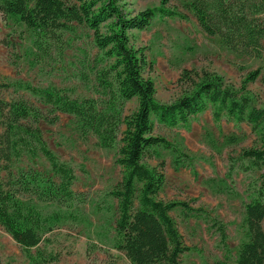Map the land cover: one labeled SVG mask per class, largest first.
Returning <instances> with one entry per match:
<instances>
[{
  "label": "trees",
  "instance_id": "1",
  "mask_svg": "<svg viewBox=\"0 0 264 264\" xmlns=\"http://www.w3.org/2000/svg\"><path fill=\"white\" fill-rule=\"evenodd\" d=\"M166 3L163 0L158 7L126 12L120 0H0L3 20L23 23L31 33L35 64L54 55L63 56L65 32L72 23L93 31L101 60L106 62L97 73L102 100L76 97L54 85L0 80V225L31 264H49L58 259L46 247L45 234L64 219H78L79 207L86 201L73 189L78 178L75 167L49 147L38 125L42 120L56 123L59 112L74 115L80 132L94 134L99 146L117 149L116 162L124 168V175L108 193L118 200L113 245L124 251L132 264H183L182 255L192 248L184 243L171 215L177 208L186 219H203L219 236L225 259L205 264H227L233 253L227 224L202 206L157 199L166 180L164 163L160 162L158 169L144 161L156 156L155 148L161 146L174 154L176 166L195 170L193 157L155 134V124L185 125L211 104L216 122L223 117L237 124L246 122L257 136L255 145L230 157L225 178H210L209 183L217 193L238 197V190L230 184L233 174L258 173L247 186L235 261L264 264V105L259 106L252 96L238 91L217 72L196 69L181 73L179 83L186 87L181 96L171 102L156 99L154 80L143 75L147 65L144 49L130 44L129 32L147 29L156 17L189 19L186 12L166 7ZM184 6L194 13L206 33L218 35L228 50L253 58L264 55V0H188ZM261 72H250L244 84L255 81ZM5 92L15 96L7 98ZM133 99L137 100L136 109L123 116V105ZM39 104L48 108L44 110ZM25 156L44 157L52 176L23 169L15 175L14 163ZM23 192H33L59 208L44 212L32 202L21 200Z\"/></svg>",
  "mask_w": 264,
  "mask_h": 264
},
{
  "label": "rangeland",
  "instance_id": "2",
  "mask_svg": "<svg viewBox=\"0 0 264 264\" xmlns=\"http://www.w3.org/2000/svg\"><path fill=\"white\" fill-rule=\"evenodd\" d=\"M188 0H166V7L178 8L189 15L188 20L156 17L145 30L129 32L130 44L143 48L147 65L143 75L151 78L156 86V99L171 102L183 94L186 87L179 83L184 69L209 70L224 76L226 82L238 91L247 93L259 106L264 105V55L253 58L225 48L218 35L207 34L199 25L194 13L185 8ZM163 0H120L126 12H138L148 7H158ZM66 45L63 56L54 55L35 64L36 49L33 37L23 23L0 15V80L21 79L35 85H54L67 89L78 97H94L102 100L97 73L106 62L101 60L93 31L85 25L72 23L65 32ZM260 69L255 81L244 84L248 74ZM11 98L12 92H5ZM42 109L48 107L39 104ZM137 100L126 102L122 115L131 114ZM213 105L192 116L185 125L167 127L155 124V134L179 145L193 157L195 170L188 166H176L174 154L161 146L155 148L154 157L144 161L152 168L160 169L164 163L165 183L157 199L164 202L184 201L191 206H202L213 216L227 224L229 246L233 253L227 264H237L235 254L241 237L243 202L248 200L249 181L258 175L236 171L233 182L240 196L217 193L210 185V178H225L230 157L242 149L255 145L257 136L251 125L240 124L223 117L216 122ZM59 119L50 124L40 121L49 147L76 169L77 181L73 189L85 196L80 205L78 219H64L45 234L46 247L54 251L58 259L49 264H132L122 250L113 245L118 200L108 196L122 180L124 168L116 162L117 149L98 145L97 137L82 134L76 118L69 113H58ZM233 138L235 141H232ZM34 170L44 176H52L44 157H23L15 162L12 171ZM19 198L32 202L44 212L59 208L56 203L41 200L33 192H23ZM184 243L192 248L182 255L183 264H205L225 259L219 236L209 229L203 219L183 216L181 209L171 211ZM35 250V249H34ZM0 264H31L13 237L0 225Z\"/></svg>",
  "mask_w": 264,
  "mask_h": 264
}]
</instances>
